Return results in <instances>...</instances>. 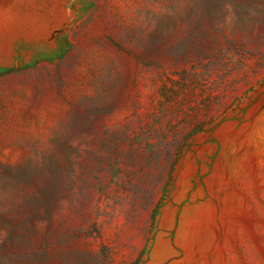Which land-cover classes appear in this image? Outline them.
I'll use <instances>...</instances> for the list:
<instances>
[{
  "label": "rangeland",
  "instance_id": "374dc122",
  "mask_svg": "<svg viewBox=\"0 0 264 264\" xmlns=\"http://www.w3.org/2000/svg\"><path fill=\"white\" fill-rule=\"evenodd\" d=\"M0 264H264V0H0Z\"/></svg>",
  "mask_w": 264,
  "mask_h": 264
}]
</instances>
